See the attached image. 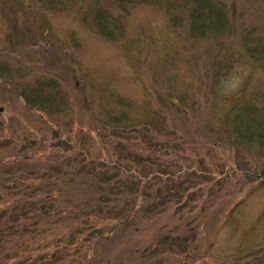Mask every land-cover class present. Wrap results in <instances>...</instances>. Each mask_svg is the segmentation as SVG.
<instances>
[{
    "label": "rangeland",
    "instance_id": "rangeland-1",
    "mask_svg": "<svg viewBox=\"0 0 264 264\" xmlns=\"http://www.w3.org/2000/svg\"><path fill=\"white\" fill-rule=\"evenodd\" d=\"M224 1L236 16L214 38L144 2L113 41L74 10L0 0V178L30 174L0 182V264H264V182L246 173L264 152L232 142L225 121L243 89L264 87L240 39L264 34V0ZM39 75L60 80L64 112L25 103ZM111 92L131 99L136 127L99 118ZM22 193L37 200L14 203Z\"/></svg>",
    "mask_w": 264,
    "mask_h": 264
},
{
    "label": "trees",
    "instance_id": "trees-1",
    "mask_svg": "<svg viewBox=\"0 0 264 264\" xmlns=\"http://www.w3.org/2000/svg\"><path fill=\"white\" fill-rule=\"evenodd\" d=\"M42 3L51 10H74L79 20L86 26L92 28L102 37L117 41L125 36L127 30V18L130 8L140 3H151L162 8L168 16V21L172 26L184 29L186 34L193 37H216L225 30L233 27L232 18L235 17V7L229 6L224 0H35ZM231 7V9L229 8ZM231 12V13H230ZM241 44L244 47L250 60L256 65L264 64V34L257 32L254 27H244L241 30ZM10 67H6V76H12L14 70L10 72ZM25 103L39 111L50 114L64 112L69 106V100L60 80L51 75H39L32 81L24 85ZM112 104L107 102L97 104L99 118L105 124L114 127L129 129L136 127L140 121L139 116L134 112L132 101L118 93H110ZM228 134L234 143L256 146L260 152H264V87H255L252 90L243 89L237 95L235 101L230 106L225 116ZM90 156V155H89ZM90 162L95 160V156H90ZM30 158L29 156H25ZM6 159L8 165L17 163L25 159ZM98 159V158H97ZM101 161V160H98ZM86 170L89 167L84 164ZM11 170V169H8ZM155 177L161 175L171 179L169 170L164 167H157ZM7 177H18L20 181L29 179L30 174L17 175V171H7ZM89 172V171H88ZM152 172V171H151ZM245 172V171H244ZM166 173V175H165ZM176 178L191 173L188 167H180L177 170ZM246 173L253 178H259L264 182V167L259 170H246ZM38 173H35L37 177ZM150 174V173H149ZM148 173L145 174L147 176ZM151 175V174H150ZM38 176H41L39 174ZM188 179V178H186ZM184 180V179H183ZM179 180V181H183ZM19 182V181H18ZM181 182L179 185H181ZM20 183V182H19ZM178 191V190H177ZM175 191L174 193H177ZM15 196V202L22 201L28 204L29 201H36L37 197L28 194L29 197ZM50 192L42 195L46 199ZM17 195V194H16ZM25 200V201H24ZM14 201V200H13ZM17 201V202H16ZM24 201V202H23ZM12 202V201H11ZM15 204V205H16ZM11 212L12 218L18 216L19 211Z\"/></svg>",
    "mask_w": 264,
    "mask_h": 264
},
{
    "label": "water",
    "instance_id": "water-1",
    "mask_svg": "<svg viewBox=\"0 0 264 264\" xmlns=\"http://www.w3.org/2000/svg\"><path fill=\"white\" fill-rule=\"evenodd\" d=\"M21 95H24V91H23V89H21Z\"/></svg>",
    "mask_w": 264,
    "mask_h": 264
}]
</instances>
